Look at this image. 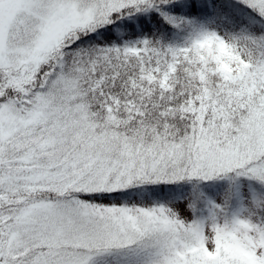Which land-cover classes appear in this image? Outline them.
<instances>
[{"label": "snow or ice", "instance_id": "6c2138e0", "mask_svg": "<svg viewBox=\"0 0 264 264\" xmlns=\"http://www.w3.org/2000/svg\"><path fill=\"white\" fill-rule=\"evenodd\" d=\"M0 264H264V0H0Z\"/></svg>", "mask_w": 264, "mask_h": 264}]
</instances>
